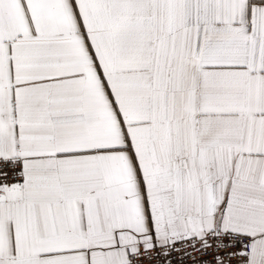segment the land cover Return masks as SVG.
<instances>
[{
  "label": "snow or ice",
  "instance_id": "snow-or-ice-1",
  "mask_svg": "<svg viewBox=\"0 0 264 264\" xmlns=\"http://www.w3.org/2000/svg\"><path fill=\"white\" fill-rule=\"evenodd\" d=\"M0 264H264V0H0Z\"/></svg>",
  "mask_w": 264,
  "mask_h": 264
}]
</instances>
